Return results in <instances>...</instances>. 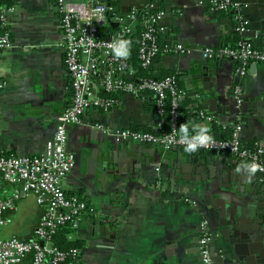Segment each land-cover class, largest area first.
<instances>
[{
    "label": "crops",
    "instance_id": "0c3cea01",
    "mask_svg": "<svg viewBox=\"0 0 264 264\" xmlns=\"http://www.w3.org/2000/svg\"><path fill=\"white\" fill-rule=\"evenodd\" d=\"M207 1L161 0L167 29L161 37L180 42L191 52H161L149 70L156 75L172 71L186 92L178 99V127L182 122L189 130L193 123L213 125L219 137H226L240 123L241 141L264 147L259 114L264 63H250L241 78L245 95L240 115L233 97L239 63L209 58L221 61L214 77L203 76L198 66L205 58L201 48H217L235 37L264 48V0H240L248 20L242 33L234 11L213 10ZM146 3L117 0L115 12L124 15L131 6L143 8ZM2 4L12 8L5 17L12 43L0 52V153L36 155L43 152L71 100L60 16L55 0H4ZM91 84L94 90H102L96 77ZM148 91L146 97L119 92L111 97L115 103L90 107L80 122L68 126V149L75 164L62 187L68 195L81 196L89 207L70 236L81 243L80 262L204 264L198 241L205 221L214 264H264V180L257 172L236 171L246 159L201 148L189 153L184 147L117 141L93 126L106 122L158 131L155 98ZM201 111L212 121L201 118ZM157 176L162 178L161 188L155 185ZM13 189L4 184L2 196L9 197ZM16 206L4 214L7 222L0 238L32 237L41 207L32 193L23 194ZM25 220L28 225L23 227ZM237 230L251 234L252 251L245 247L234 257L231 247L238 244Z\"/></svg>",
    "mask_w": 264,
    "mask_h": 264
},
{
    "label": "built area",
    "instance_id": "2783aa9c",
    "mask_svg": "<svg viewBox=\"0 0 264 264\" xmlns=\"http://www.w3.org/2000/svg\"><path fill=\"white\" fill-rule=\"evenodd\" d=\"M60 16L63 38L64 63L71 77V100L64 108L52 137L46 141L43 152L36 155L0 154V230L6 224L4 214L16 209L19 198L26 193L34 195L35 202L42 207L38 221L32 230V237L21 238L12 234L0 238V264H82L79 248L68 250L58 248L52 242L53 234L62 225L77 228L79 218L87 210V202L79 195H68L62 187V180L74 167V156L68 149V126L78 123L84 111L90 107H108L115 99L102 96L92 86V77L99 80L102 90L108 93L120 92L139 96L142 90H150L155 98V112L158 116V131L142 128L113 127L106 122H95L93 126L117 141H134L147 144H160L164 148L184 147L177 131L178 99L186 92L180 88L173 75L160 78L136 77L127 55L118 56L115 52L117 41H125L124 35L131 31L138 21L144 25L140 35L138 57L143 68L152 66L153 60L161 52L178 54L190 53L180 42L166 41L163 18L165 10L161 0H147L143 8L133 5L127 14L115 12L117 0H55ZM203 3V1H200ZM207 5L218 11H234L238 20V30L244 31L248 20L242 14L244 4L240 0H208ZM12 8L0 4V52L11 46L6 30V14ZM146 10L139 19L138 13ZM119 28L108 37H101L98 27L105 23L107 14ZM205 57L234 60L239 63V80L233 85V97L238 115L244 100V87L241 78L246 74L250 63H264V48L250 41L240 40L236 46H205L200 49ZM3 82H0V88ZM170 97L168 114L169 128L163 130L165 122L164 106ZM200 117L208 122L212 116L200 112ZM241 125L236 123L227 137H213L210 146L201 147L218 153H228L236 158L255 161L261 166L256 172L264 180V147L258 144H244L240 137ZM158 170V168H156ZM4 184L14 189L7 198L2 196ZM157 188L162 186V178L157 176ZM211 235L207 223L202 221L199 228V253L204 264H214L211 249Z\"/></svg>",
    "mask_w": 264,
    "mask_h": 264
},
{
    "label": "trees",
    "instance_id": "16d2710c",
    "mask_svg": "<svg viewBox=\"0 0 264 264\" xmlns=\"http://www.w3.org/2000/svg\"><path fill=\"white\" fill-rule=\"evenodd\" d=\"M4 0H0V4H2ZM110 5H114L115 3L110 2ZM146 10H141L138 13V17L139 19L141 18V16L143 14H146ZM112 13H108L107 14V18L104 24H102L101 26L98 27L99 30V34L101 37H108L110 36V34L114 33L115 31L118 30L119 25L116 24L112 19ZM4 28L1 27L0 24V32L3 30ZM144 29V25L141 24L140 22H136L133 26L130 32L126 33L124 35V40L128 42V47H129V62H130V66L134 69V73L135 76L138 77H152V78H160L163 77L165 75H173L174 73L172 71H166L165 73L156 75L153 74L149 69L150 68H143L140 64V60L138 57V47H139V43H140V35L142 33ZM240 38H236L233 41L230 42H224L223 46H236V44L240 41ZM99 94L108 97V98H116L119 94V92H114V93H108L105 92L103 90H100L98 92ZM150 93L148 90H142L140 95L143 97H146V95ZM164 115L165 117H167L165 119V122L162 126L163 130H168L169 128V122H168V114H169V109H170V97L168 96L166 101H165V106H164ZM214 128L213 125H211L209 127V131L210 134L212 135V137H219L218 134L215 132V129H211ZM178 118H177V131H178ZM192 129H190L191 132ZM179 133V132H178ZM223 137V136H222ZM227 137V136H226ZM255 143H251V144H247V145H254ZM0 154H8V153H0ZM41 211H42V207H41ZM75 228L70 227L69 225H62L60 227L57 228L56 232L53 234L52 237V242L54 245H56L58 248L62 249V250H68L70 248L76 247L79 248L81 243L79 240L76 239H72L70 236L73 234ZM27 264H30V262H28Z\"/></svg>",
    "mask_w": 264,
    "mask_h": 264
},
{
    "label": "clouds",
    "instance_id": "9594fccd",
    "mask_svg": "<svg viewBox=\"0 0 264 264\" xmlns=\"http://www.w3.org/2000/svg\"><path fill=\"white\" fill-rule=\"evenodd\" d=\"M127 41H117L115 52L118 56L127 55ZM191 132L187 123H180L178 132L179 139L184 144V150L189 153L196 152L201 147L210 146L213 142V137L210 134L206 124L193 123ZM261 166L255 161L244 162L236 168L237 172L244 171L245 173H255Z\"/></svg>",
    "mask_w": 264,
    "mask_h": 264
},
{
    "label": "water",
    "instance_id": "95a60500",
    "mask_svg": "<svg viewBox=\"0 0 264 264\" xmlns=\"http://www.w3.org/2000/svg\"><path fill=\"white\" fill-rule=\"evenodd\" d=\"M220 64H221V61L210 62L209 58L205 57L201 61L200 65H198V66H199L200 70L202 71L203 76L214 77L215 74H216V67L219 66ZM262 103H263V109H262L261 113H259V114L261 116L260 123L264 125V99H263ZM176 147L180 148L179 146H176ZM124 157L127 160H131V158H128L126 155ZM249 229H254V227H249ZM248 236H251V234L248 233V232L245 233L244 231H238L237 230L235 241H237L238 244H234L231 247V251H232L234 257L237 256L236 252H237V254L241 255L240 254V251H241L240 249H243L245 251L246 250L245 247L248 248L250 246V251H252V245L250 244L251 243L250 237H248ZM233 242H234V240H233Z\"/></svg>",
    "mask_w": 264,
    "mask_h": 264
},
{
    "label": "rangeland",
    "instance_id": "374dc122",
    "mask_svg": "<svg viewBox=\"0 0 264 264\" xmlns=\"http://www.w3.org/2000/svg\"><path fill=\"white\" fill-rule=\"evenodd\" d=\"M16 224H14V226H15ZM28 225V223H27V220H25V221H23V223H22V226L23 227H25V226H27ZM3 228H5V227H3ZM2 228V229H3ZM24 229H26V228H24ZM4 230V229H3ZM2 234H1V232H0V236H1Z\"/></svg>",
    "mask_w": 264,
    "mask_h": 264
}]
</instances>
